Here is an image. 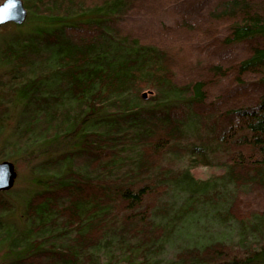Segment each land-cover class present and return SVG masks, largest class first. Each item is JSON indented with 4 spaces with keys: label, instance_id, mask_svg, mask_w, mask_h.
Masks as SVG:
<instances>
[{
    "label": "trees",
    "instance_id": "1",
    "mask_svg": "<svg viewBox=\"0 0 264 264\" xmlns=\"http://www.w3.org/2000/svg\"><path fill=\"white\" fill-rule=\"evenodd\" d=\"M23 1L26 20L0 28V131L20 105L13 147L58 152L30 182L27 247L3 264H127L98 260L104 243L147 261L219 197L260 236L181 245L171 264H264V0ZM176 188L174 221H158Z\"/></svg>",
    "mask_w": 264,
    "mask_h": 264
},
{
    "label": "rangeland",
    "instance_id": "2",
    "mask_svg": "<svg viewBox=\"0 0 264 264\" xmlns=\"http://www.w3.org/2000/svg\"><path fill=\"white\" fill-rule=\"evenodd\" d=\"M165 13L166 11L161 12L162 16L167 18L168 16ZM29 20L34 21V18L30 16ZM2 25L0 28L5 29V26ZM0 76L4 79L7 78L5 68L0 67ZM144 93L149 95L147 90ZM20 109V105L11 106L9 112L2 119L3 129L0 131V162H11L15 170L12 185L4 189L3 192L5 198L10 201L12 208L5 213H0V237L2 238L0 241V264L5 262H2L4 258L7 260L6 257L13 256L14 248L27 247L30 237L29 234L26 236L25 231L29 228V222L22 212L26 197L33 189L30 182L34 181V177L39 176L38 174L41 173L40 171L36 173V166L40 165L44 159L55 156L58 152L53 148L54 142L49 143V145L43 143L42 145L29 147L24 151L13 147V144L19 139L12 133L15 130L16 121L19 120ZM56 144L57 142H55ZM60 144L65 147L67 145L66 140L60 139ZM200 169L203 170L204 174L208 173V169L204 165L200 166ZM178 190L179 188H176L171 191L172 193L170 192L168 197L170 201L174 202L172 203L173 206L171 205V215L158 217V221H161V218H163V221H170L169 219L174 210L182 206L180 199L183 193L186 195L187 192L184 190L183 193H180ZM220 199L219 197L217 201L199 202L193 210L185 211L180 223L177 222L178 226L175 231L170 236L160 240L151 250L145 253L147 261H143V256H140V253L137 252L130 257L127 252H121L113 243H104L99 252L94 254L102 262L110 259H113V261L120 259L127 264H140L142 261V264H171V261L176 259L175 253L181 245L195 244L212 239L239 241L242 238L251 239L260 236L259 233L262 232L263 225L260 223L259 217H256L255 220L254 217L249 224L242 227L234 218L225 219L222 216L225 207H223V201ZM173 221L174 219L170 222Z\"/></svg>",
    "mask_w": 264,
    "mask_h": 264
},
{
    "label": "water",
    "instance_id": "3",
    "mask_svg": "<svg viewBox=\"0 0 264 264\" xmlns=\"http://www.w3.org/2000/svg\"><path fill=\"white\" fill-rule=\"evenodd\" d=\"M28 15V8L23 0H2L0 2V16L5 21L2 24L13 22L16 24L23 23ZM144 95H146L144 93ZM15 177L13 164L9 161L0 162V188H8L12 185Z\"/></svg>",
    "mask_w": 264,
    "mask_h": 264
},
{
    "label": "clouds",
    "instance_id": "4",
    "mask_svg": "<svg viewBox=\"0 0 264 264\" xmlns=\"http://www.w3.org/2000/svg\"><path fill=\"white\" fill-rule=\"evenodd\" d=\"M4 22H6L5 19H4V17L3 18H0V23H4Z\"/></svg>",
    "mask_w": 264,
    "mask_h": 264
},
{
    "label": "snow or ice",
    "instance_id": "5",
    "mask_svg": "<svg viewBox=\"0 0 264 264\" xmlns=\"http://www.w3.org/2000/svg\"><path fill=\"white\" fill-rule=\"evenodd\" d=\"M0 18H3V16H0Z\"/></svg>",
    "mask_w": 264,
    "mask_h": 264
}]
</instances>
